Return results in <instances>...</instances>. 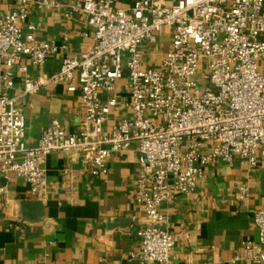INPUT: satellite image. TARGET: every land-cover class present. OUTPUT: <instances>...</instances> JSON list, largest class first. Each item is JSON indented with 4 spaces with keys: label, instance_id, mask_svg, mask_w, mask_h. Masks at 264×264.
Returning <instances> with one entry per match:
<instances>
[{
    "label": "built area",
    "instance_id": "2783aa9c",
    "mask_svg": "<svg viewBox=\"0 0 264 264\" xmlns=\"http://www.w3.org/2000/svg\"><path fill=\"white\" fill-rule=\"evenodd\" d=\"M13 1L18 7L0 21V62L7 67L0 69V198L8 190L3 178L12 172L43 198L44 164L52 153L82 152L91 174L100 176L109 173L114 154L137 143L142 170L135 201L148 223L130 257L140 264H172L176 235L163 226V206L176 193H194L205 167L216 160L232 163L237 156L254 169L264 159V66H258L264 58V0H137L131 8L117 5L123 0H33L39 10L64 11L68 19L83 14L93 30L89 50L67 56L53 75L25 79L21 96L55 82L82 96L79 131L69 133L53 119L36 146L27 145L19 98L8 93L14 86L10 69L23 57L42 66L59 47L39 39L28 22L32 0ZM166 31L172 42L160 67H144V44H156ZM124 77L133 117L111 133L105 125L116 100L102 95ZM241 192L248 197L249 187ZM254 221L260 241L247 244L244 257L264 264V209L256 210Z\"/></svg>",
    "mask_w": 264,
    "mask_h": 264
},
{
    "label": "crops",
    "instance_id": "0c3cea01",
    "mask_svg": "<svg viewBox=\"0 0 264 264\" xmlns=\"http://www.w3.org/2000/svg\"><path fill=\"white\" fill-rule=\"evenodd\" d=\"M136 1L123 0L117 5L131 8ZM17 7L13 0H0V21ZM28 10V22L36 27L37 37L59 47L42 66L23 57L10 69L14 86L8 93L19 98L27 145L36 146L53 119L69 133L79 131L82 96L80 91L69 92L60 82L21 96L25 79L53 75L67 56L78 57L89 50L93 30L83 14L68 19L64 11L39 10L33 0ZM24 33H29L27 26ZM171 42V32L166 31L156 44H144V67L159 68ZM21 65L27 66L26 72L20 71ZM0 69L6 71L7 67L0 62ZM108 98L116 100L105 125L112 133L118 123L133 117L128 108L127 78L119 80L113 92L102 95L103 100ZM208 147L205 144L202 151ZM108 166V174L93 176L84 153H52L44 164L47 184L43 198L15 173L4 177L8 190L0 198V264H140L130 257L139 247L138 233L148 223L146 211L135 201L142 170L139 145L134 143L127 152L114 154ZM263 181L264 159L252 169L236 156L232 163L216 160L206 166L194 193H176L163 206L168 216L163 226L176 235L172 264H230L236 258V264H257L244 255L247 244L260 241L254 216L256 210L264 209ZM244 185L250 190L245 198ZM29 200L42 203L41 218L25 217L24 205Z\"/></svg>",
    "mask_w": 264,
    "mask_h": 264
},
{
    "label": "water",
    "instance_id": "95a60500",
    "mask_svg": "<svg viewBox=\"0 0 264 264\" xmlns=\"http://www.w3.org/2000/svg\"><path fill=\"white\" fill-rule=\"evenodd\" d=\"M263 193H264V181H263ZM23 213L28 219H39L43 216V207L40 201L29 200L24 205Z\"/></svg>",
    "mask_w": 264,
    "mask_h": 264
},
{
    "label": "rangeland",
    "instance_id": "374dc122",
    "mask_svg": "<svg viewBox=\"0 0 264 264\" xmlns=\"http://www.w3.org/2000/svg\"><path fill=\"white\" fill-rule=\"evenodd\" d=\"M168 4L171 5L172 4V0H168ZM259 68L261 69L264 66V58H261L258 64ZM207 86V81L203 82L202 84V89H205V87Z\"/></svg>",
    "mask_w": 264,
    "mask_h": 264
}]
</instances>
